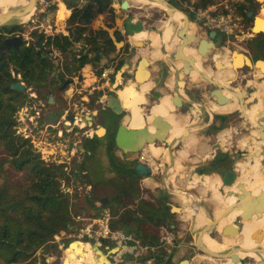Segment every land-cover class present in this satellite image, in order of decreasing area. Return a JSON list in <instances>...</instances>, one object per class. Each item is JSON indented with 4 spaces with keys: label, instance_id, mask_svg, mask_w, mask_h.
<instances>
[{
    "label": "trees",
    "instance_id": "1",
    "mask_svg": "<svg viewBox=\"0 0 264 264\" xmlns=\"http://www.w3.org/2000/svg\"><path fill=\"white\" fill-rule=\"evenodd\" d=\"M69 11L66 23L68 35L53 38L37 34L38 44L66 53L77 43L82 45L78 58L64 62L61 69L48 60L47 52L36 49L35 44L23 43L18 49H0V264H47L45 255L58 246L67 248L68 240L59 235L74 234L80 228L81 217L72 213L92 211L89 218L97 216L103 210L112 215L110 227L133 233L143 242L156 243V228L167 227L173 214L171 208L158 204L154 208L150 203L135 205L129 190L120 191L105 206L97 207L94 193L87 188L86 166L83 161H74V168L65 171V164L47 163L39 153L33 150L29 139L17 133L18 113L27 106L30 98L26 92L13 91L9 86L15 82L23 83L26 89L41 90L47 86L50 75L54 88L67 77L77 75L85 65L93 60L107 57L113 50V42L122 40V27L115 25V0H63ZM238 3L237 12L246 19L252 0ZM210 0H199V6L205 8ZM63 6V5H62ZM61 6V7H62ZM63 8V7H62ZM65 13L68 11L64 10ZM102 18L105 27L93 26L94 21ZM19 27L0 28V48L7 34ZM109 29H113L110 33ZM46 40V43H45ZM87 49L86 53H83ZM94 54V57H90ZM105 69L97 72L100 75ZM43 97V94H39ZM229 109V108H224ZM75 138L71 136L69 148ZM105 146L108 162L116 173L123 174L116 167L113 156V139L108 136L93 138L83 144L86 152H94ZM85 157H89L87 153ZM130 180L137 178L133 169ZM72 188L68 193L62 186ZM88 189V190H87ZM232 191V190H231ZM127 199V201H126ZM129 206H133L130 209ZM254 220V217L250 220ZM135 224V226H133ZM143 224H147L143 227ZM150 225L153 226L150 229ZM141 234V235H140ZM60 242L55 243L54 237ZM170 264V263H166Z\"/></svg>",
    "mask_w": 264,
    "mask_h": 264
},
{
    "label": "flooded vegetation",
    "instance_id": "2",
    "mask_svg": "<svg viewBox=\"0 0 264 264\" xmlns=\"http://www.w3.org/2000/svg\"><path fill=\"white\" fill-rule=\"evenodd\" d=\"M166 2L172 5L176 10H180L179 12L186 17L189 23L188 25L192 24V14L185 13V11L182 10V7L180 6L178 0H166ZM45 3L48 4L47 2ZM53 6H50V8H52ZM56 7L59 8L58 5H56ZM1 12L3 11L0 9V13ZM41 13L44 16L46 14L45 12ZM152 18L154 19V23L156 22L162 24L161 27L169 26L170 28H172V25L169 22L171 16L167 15L164 10L163 13L159 14L158 16L152 14ZM244 20L248 21L249 19H247L246 17V19ZM180 21L182 23V26H180V28H178V30L174 34V37H176L178 41L176 43H173V38L171 41L169 40L171 38L172 33L166 40H164L162 38L164 28L156 27V23L149 24L148 20H139L137 23H135L131 19L126 18V20L121 26L123 28L121 32L123 39L121 41H118L123 42V44L118 50L113 44V50L107 56L109 57L110 62L107 69H103L102 73L100 75H97V72L99 70H102L103 68V65L98 66V63L101 64V60L106 57H102L100 60L95 59L92 63L87 64L91 65V71L93 70L94 73L92 74L95 77L94 85L91 88L92 91L90 89H85L84 91L82 90V92L79 93V97L77 98L76 96L77 99L74 98L67 100L64 95L67 89L60 90V87L66 80H74L72 79L74 78V76L67 77L63 83L55 86L54 88L53 84L50 81L51 77L54 76V71L50 75L47 81V86L45 88H42L39 91L33 88H29L30 92H32L29 93V104L31 105L30 109L32 110L31 116L36 115V112H38V114L36 115L38 116L36 121L39 123V126H41L43 125L42 117L47 112L63 110L65 111V114H70L75 117V124H73V126L74 129L77 130V132L75 131L74 133H76L77 138H79V142L83 141L85 143L88 142V140H85V138H88L85 129L96 128L97 123L100 121L101 124L105 127L104 134L102 136H108L109 139H113L112 153L114 158L118 162L125 159V154L121 152L115 145V137L120 127L124 126V128L127 130L130 128L128 122L130 120L131 113L129 112V110H131V112H134V109L133 107L125 108V106L129 104L127 102L124 104L125 106L123 105V102H121L120 111H118L119 109H113L109 105L105 108L99 107L100 109H97L96 104L99 102L98 99H100L101 95L103 94L102 91L105 89V94L108 91H111L114 96L117 94L116 90H129L133 95L135 94L136 96H140L142 94V102L138 104V114H135L136 112H134V117L132 118L131 122H133L136 115H139L138 119H141L143 124H145V122L148 120L154 122L155 116H157L160 111L157 110V114H153L152 109L155 106H158L163 99L168 98L170 100L172 109L167 110L168 115L172 116L173 120L175 121L179 119H187L189 121L187 127L189 128L188 130L183 129L181 136H179L176 140L168 142L166 140L168 139L170 135V130L173 127L169 120L164 117H160L170 126V128H168L165 133V140H158L154 144V146L156 145V147H159L158 150L162 149L163 152H166L168 148H171L170 144H173L172 148L176 150L177 146L181 143V141L190 136L189 133L191 132V127H200L201 124L199 125V123L197 124L196 121H193V118L191 116L192 114L188 112L191 107H194L198 110L200 109V111L202 112V119L200 122L207 129L206 132L203 134V139H209L210 136L212 137L216 136L217 134H221V136H223V141L226 144L225 146H227L228 144H231L230 142L233 139L227 137L226 130L228 129L232 131V134L234 136H239L238 134L241 130V132H244L243 130H246L247 132L243 134L250 137L251 131L253 129V123H251L246 117L248 111L256 106L257 108L261 107L260 112H264V71H262L264 70V33L254 34L251 31V27H249L250 29L241 31L238 35H232L228 38L220 35L218 32L208 31L200 27L199 25H195V31L193 33L189 32V27H187V24L186 27L188 29L186 28L183 32H180L184 28L185 24L183 17L180 19ZM151 28L160 29V33H158L159 35H157V37L159 38L157 48H154L153 50L154 45L148 38L145 39L144 42H141V45L139 46L133 44L132 37L134 36V34L144 31L147 32V30H150V32H152ZM25 32L26 30L24 27L20 29H15L11 33L7 34V38L21 37L22 44H29L23 39V34ZM59 32L60 31L58 30H54V33H49L47 31L39 34H44L45 37L49 36L53 38L55 36L60 35ZM211 33H214L213 37H211ZM63 35L65 36V34ZM191 36L192 38L190 39ZM188 37L189 39H187ZM29 39L31 41L36 40V42L33 43L36 44L39 38L38 36H36V32H32L30 33ZM184 39L186 40L184 41ZM245 40L247 41L246 44L250 46L248 49L249 51L247 53H245V51H234L235 48H239L238 44ZM77 44L80 45V43ZM168 47L169 51L167 50ZM36 49L45 50V52H47L46 57L50 62H52V59H55V52H57L55 49H50L49 47L43 45L41 48ZM70 49L71 51L75 52L72 47ZM185 50H193L194 54L191 56L185 55ZM86 51L87 50H84L83 53H86ZM142 52L146 53L147 55L158 56L155 61H151V64L150 60L147 59V61L149 62L150 71V77L147 83L151 82V86L148 87L146 91L144 89V92H142L141 88L147 83L137 84L133 78L138 62L142 58V56H138V54ZM201 52H203L204 54ZM226 52L229 56H226ZM234 53H236L237 55L241 54L245 59L239 66L234 65ZM78 55L79 51L78 54H73L70 59L74 57L78 58ZM90 57H94V54H90ZM226 59L228 60L227 64L225 63ZM126 60L128 61L129 65L126 66L123 71V73L125 74L124 78L121 80V82L115 83L113 75L120 63H125ZM190 60H192L194 68L193 66L191 68L189 62ZM53 64L55 65V63ZM63 64L64 62L57 64L58 68L61 69ZM258 64H261L263 66V69H260ZM57 65H55V67ZM185 65H189L188 72H185ZM153 67L155 68V70H153ZM74 81H76V79ZM103 84H106L107 87L101 88ZM56 92L58 93V95L56 94ZM40 93L43 94V97L39 96ZM99 93L100 96L98 95ZM239 93H241L242 95ZM93 94L95 95V97L97 96V100L95 101L96 103L89 101L88 97L92 96ZM50 95L53 97L52 103H49L48 101ZM125 96L126 93L121 94V97L125 98ZM42 98L45 100L44 103L42 101ZM175 101H178L179 104H176ZM34 102H36L37 106L34 105ZM129 102H133L132 96L131 98H129ZM224 108L230 109L223 110ZM93 109H96L97 111H95L94 113ZM72 111L75 112L71 113ZM244 112L246 114H244ZM157 122L158 121H156V123ZM64 123L67 122L65 121V119L61 118L60 124L65 125ZM137 123H134L133 125ZM61 125L59 126V128H61ZM156 127H158V130H155V128L153 127L152 133L162 131V126L160 124H157ZM238 127H243V129H240ZM121 133L125 136V132L121 131ZM94 134V137L98 138L97 133ZM102 136L99 138H102ZM88 139L91 140L93 139V137ZM218 141L220 140L218 139ZM235 142L237 143V141ZM248 142L250 146V138ZM215 145L218 146L216 147ZM221 145L222 144H214L213 149L215 151L219 150V147H222ZM148 146L149 145L147 144L144 145L137 153H129L128 158L131 159V162L132 160H135L139 155H142L140 156L141 158L138 157L136 160H139L138 162H140V160L143 161L145 159L143 154L149 152ZM234 146H229V148H236L233 151L224 148L222 149V152H214L213 154H211L212 160H210V162H207L208 164L206 165H197L196 167H194L191 170L192 174L196 176H205L209 171H213L217 174L218 180L225 192L227 190L231 191L230 188L223 187L222 179L224 178L227 172H230L235 177V184L238 178L237 173L239 172V169L237 168L239 167V164H237L236 161L244 160L245 157H248V154L250 155V153H252L251 151L246 150L247 154H244L241 151L239 152L236 144ZM85 153L87 152L84 151V153H82L81 155L83 156ZM175 153L178 154L177 151ZM232 153L234 154L231 155ZM253 155L254 153L251 154V156ZM150 158L154 157H152L150 154ZM204 158H206V156ZM125 163L129 162L125 161ZM140 163L147 166L151 171V174L149 176L140 177L141 180L150 179L151 177H153V168L151 167V165L147 162ZM245 175H249L248 169L245 170ZM132 185L129 187L130 189L134 187H132ZM234 194L236 196V193ZM226 204L230 206L228 202H226ZM236 223L239 224L238 222Z\"/></svg>",
    "mask_w": 264,
    "mask_h": 264
},
{
    "label": "rangeland",
    "instance_id": "3",
    "mask_svg": "<svg viewBox=\"0 0 264 264\" xmlns=\"http://www.w3.org/2000/svg\"><path fill=\"white\" fill-rule=\"evenodd\" d=\"M63 0H36L35 2V9L34 11L29 14V16L26 18V20L24 22L23 25H18L16 27H20V28H25L26 32L23 34V39L25 40V42H28L29 44H33L34 42H36V40L31 41L30 38V33L32 32H36L37 34L42 33V32H52L54 33V30H58L60 31L59 34L63 35L65 34V36L68 35V28H67V23L66 20L68 18V16L70 15L69 11L65 8L63 2ZM116 1V0H115ZM166 1V0H164ZM45 2H47L49 5L48 7L45 6ZM120 2L121 1H116L114 4L115 10H116V18H115V25L118 27H121L123 22L126 20V18L131 19L133 22L137 23L139 20H148L149 24H155L154 23V19L152 18V14H155L156 16H158L159 14L163 13V10L157 8V7H153L150 4H142V3H138V2H134V1H130L129 4V8L125 11H121L120 10ZM178 2L180 3V6L182 7V10L185 11V13H190L189 9L192 8L194 10L197 9H203L202 7L199 6V0H178ZM246 2V0H210V3L207 4V6H211V5H223V6H227L234 14L238 15L241 19L242 16L240 14H238L237 12V5L238 3H243ZM54 5V6H53ZM56 5L59 6L56 7ZM63 5V6H62ZM50 6H53L52 8H50ZM63 8H62V7ZM205 6V8L207 7ZM64 10L68 11L67 13H65ZM158 9V10H157ZM43 10L42 12L45 13H50L51 14V20L49 22H46L45 20V16L42 15V13H40L39 11ZM180 11V10H179ZM252 11L254 14L252 16L251 19H249L248 21H245L244 19L241 21V24L243 26L247 25L248 27L252 28V24H253V19L257 16H264V0H252V2L250 3L249 7H248V12ZM178 13V12H177ZM180 16H182L181 13H179ZM160 17V16H159ZM173 18V15H171V18L169 20V22L171 21V19ZM162 19V18H161ZM181 18H179L180 20ZM163 20V19H162ZM192 24L188 25L189 23L187 22V27H189L188 31L189 32H194V27L195 25H198L196 22H194L193 18H192ZM147 23V22H146ZM147 23V24H148ZM157 26L156 27H161L162 24L160 23H156ZM170 24L172 25V30L170 32L171 38L169 39L170 41L173 38V43H176L178 40L176 37H174L175 32L178 30V28H180V26H182L181 21L180 22H170ZM194 24V25H193ZM100 25L102 27H105V24L103 22L102 18L97 19V21H94L93 26H97ZM161 28H165V27H161ZM152 29V28H151ZM259 31V30H258ZM256 31V32H258ZM109 32L112 33L113 29H109ZM162 32V31H161ZM63 33V34H62ZM145 33V34H144ZM158 33H160V29H152V32H150V30L144 31V32H138L139 38H132V40L136 41V42H144L145 39H150L152 44H158L159 43V38L157 37V35H159ZM189 34V33H188ZM150 35V36H148ZM123 39V38H122ZM156 39V40H154ZM131 40V39H130ZM155 41V42H154ZM246 40L241 42L239 45V48H235L234 51H245V53H247L249 50L248 44H246ZM82 48V45H74V47H72L74 51H71V49L68 50V52L66 53H58L55 52V59H52V62L55 63V65L60 64L62 62H67L70 60V58L73 56V54H78V51H80ZM90 46L86 47V50L89 49ZM154 48H157V45H154ZM167 50L169 51V47L167 48ZM138 56H142L143 58H146L150 61H155L158 56L157 55H147L146 53L142 52L139 53ZM157 56V57H156ZM226 56H229L226 52ZM234 56L236 57H242L243 56L237 55L236 53H234ZM227 59L225 60V63L227 64ZM109 57L104 58L103 60H101V64L98 63V66L103 65L106 69L109 66ZM241 64V62H239V64H237L238 66ZM128 61L126 60L125 63H120V65L117 67L113 77L115 79V83L121 82V80L124 78V69L126 66H128ZM58 66V65H57ZM123 66V67H122ZM97 67V66H96ZM121 68V69H120ZM98 69V68H97ZM94 73L93 70L91 71V65L86 67L85 70H81L77 72V75L74 76V78L72 79H76L77 76L79 75H83L84 77H87V75H91V73ZM121 75L118 82V75ZM71 79V78H69ZM80 84V83H79ZM77 86V87H75ZM74 88H76V92L75 95H73V97L71 99H77L79 97V93L82 92V90L79 88L78 84H74L73 86H68L66 89V91L68 90H74ZM142 88H148L147 85L142 86ZM126 91V90H125ZM125 91H119L116 90L117 94L114 96L112 95V93H110V95L113 97L114 101H112L111 98H107V102L109 103V106H111L113 109H116L118 111L121 110V94L125 93ZM106 90H103L102 93L105 94ZM26 93L29 96L30 92L29 89H27ZM56 94L58 95V93L56 92ZM100 96V93L98 94ZM77 96V98H76ZM97 97V96H96ZM95 97V95L93 94L92 96L88 97L89 101L96 103L95 101L97 100ZM30 98V96H29ZM43 99V98H42ZM67 100H69L67 98ZM44 103V99L42 100ZM38 104V102H37ZM104 105L106 104L103 103ZM34 105H36V102H34ZM30 104L27 103V106L24 108H27V114H32V110L30 109ZM37 106V105H36ZM96 108L100 109L103 105L97 103L96 104ZM100 107V108H99ZM165 107V103L162 102L158 105L155 106L154 108H157V110H159L161 113L163 112ZM125 108H127V106H125ZM253 109V108H252ZM250 110L251 112L253 110ZM258 109L261 110L260 107H258ZM89 110V109H88ZM94 113L95 111H97L96 109H93ZM129 110V109H128ZM90 111V110H89ZM75 111H72L71 113H74ZM129 112H131V110H129ZM134 112H136L135 114H138V111H136L134 109ZM134 112L133 113L134 115ZM188 112H190L193 118V121H196L197 124L199 123V125L202 123L200 122L202 119V112L200 111V109H196L194 107H191L190 110H188ZM161 113L157 114V116H159ZM19 114V113H18ZM147 114V113H146ZM139 115H136L135 119L133 120V122H128L130 127H135L137 126V124H139V122L143 123L141 121V119H138ZM167 120H169L170 123H172V127L173 129L178 128L179 130H188L189 127H187L189 121L187 119H179L177 121L173 120V117H165ZM255 118V117H254ZM255 121L257 122L256 118ZM138 122V123H137ZM134 123H137L135 125H133ZM112 124V123H111ZM191 127L190 129V133H189V137H187L186 139H183V141H181V143L177 146V149L175 150L174 148H172L173 144L171 145V148H168L167 152L171 157V161H169V163L163 161V159L156 157L154 158H150V154H152L153 152H160L161 150H158L159 147H156V145H149L148 148H151V153L146 152V154H143L144 156V160L140 161L142 163H148L151 165V167L153 168V177L150 178L148 183H145L140 177H137L135 179H133L132 181L130 180V175H128V172H132L134 169V165L139 161L136 160V162H131L129 164L125 163L124 161H117L116 163V167L117 169H119L123 174H119L116 173L115 170H113V168L111 167V165L108 162V155H107V150L105 148V146H101L100 148H98L97 150H95L94 152H92L91 157H85L82 156L81 154L83 152H81V149L83 147V144L85 142H79V138H77V136H75L73 133L77 130L74 129V132L72 134H67V135H62L63 138H65L66 140L71 139V136L75 138L73 144L77 143V145L80 146V148H78L77 153L74 155V157H71L69 155V141L67 142V147L66 149H64L65 154L61 151V143L59 141H57V132H58V127L57 128H50L48 130L49 132V136L50 139L49 141V145L50 147L47 148L48 151L49 149H54L53 151H49L48 154H54V158L56 159H62L64 161V163L67 164L68 170L73 169L74 168V161L75 160H80L84 162V165L86 166V163L88 162V170H89V175L86 174V183H87V187L88 185H91L90 190H88L89 192L92 190L94 194H98V195H103L105 194L104 198H106L107 200H109V204H110V200L116 196L120 191L123 190H129L130 186L132 184V190H129V193L132 194V200L134 201L135 205H139V206H144L145 202L146 203H150L151 205H153L154 208L158 207L159 201L161 200L162 196L164 197L163 193L166 192V189L170 190L173 192V197H172V201L170 202L171 204H173L174 206H179L182 209V213L181 215H177V214H173L174 216L172 217V219L167 222V224L165 226H173L174 228H171L172 231L174 233H177V236L180 238L179 239V247L175 248V250L172 252L170 258L175 259L174 262L176 264H178L181 261L187 260L191 263H196V264H224L225 260H215L212 258H208L206 256H203L202 254L199 253V251L194 247L193 245V240L192 237L195 233H197L201 227H199L197 230L193 228V219L195 215H191V212L187 211V207L185 205V199L184 196H182V194H179L178 192H183L187 195H189V206L191 203V197L200 199L202 202L201 204V210L199 213L205 215L206 217H216L218 216L221 212H226V209L229 207L228 205H226V198L227 196L222 195L219 192V188H222L217 174L213 171H209L205 176H196L192 174V169L194 167H196L197 165H206L208 164L207 162H210L211 159V154H213L214 152H222V149L227 148L228 150H235L236 148H229V146H234L235 144L237 145V143L235 141H238L239 136H234L232 134L231 130H226L227 131V137L229 138H233L231 140V144H228L227 146H225V142L223 141V136H221V134H217L216 136H210L209 139L208 138H204L203 139V134L206 132V128L202 125V127ZM19 126V125H18ZM27 126L29 128H27ZM31 128L30 122L28 121V118L24 117V121L23 123L20 124V130L22 132L26 131L27 133L29 132L28 130ZM98 130H102V134H104V128H102L101 126V122L99 121L97 123V127L96 128H86L85 131L88 134H91L92 137L94 138V133H97ZM153 131V128L151 129V132ZM244 131V130H243ZM246 131V130H245ZM247 132V131H246ZM244 132V133H246ZM252 133V131H251ZM70 136V137H69ZM38 137V134H37ZM103 137V136H102ZM218 139L220 141H218ZM85 140H89L88 138H85ZM254 140V139H253ZM192 141V144H189V142ZM244 143V144H243ZM242 144L244 146L243 150H249L252 152V146H255L254 143L255 141L249 146V144L243 142ZM73 144L71 146V148L73 147ZM214 144H222V147H219V150H214L213 149V145ZM116 145V143H115ZM33 147V146H32ZM235 147V146H234ZM153 148V150H152ZM33 150H35L33 148ZM178 152V154H176L175 152ZM162 152V151H161ZM47 154V153H46ZM234 153H232L231 155H233ZM139 155V154H138ZM251 155V153H250ZM53 156V155H52ZM50 156L49 157V162H52L53 157ZM142 155H139L138 157H140ZM206 156V158H204ZM208 156V157H207ZM137 157V158H138ZM136 158V159H137ZM141 158V157H140ZM252 158V156H248L245 157L244 160H237L236 163L239 164V167H237L239 169L238 174V178H237V184L235 185V188H237L238 185L244 184L246 183L247 185H249L252 189H254V191L258 190V188H260L261 186L264 188V182L259 183V185L256 186H252L251 182H255L254 178H252L251 180L249 179V175L250 172L249 170L252 169L251 165H250V161L254 162V158ZM149 161V162H148ZM260 162V160H259ZM260 164V163H259ZM256 165V164H255ZM187 167V168H186ZM255 167V166H254ZM186 168V170H185ZM248 169V173L249 175H245V170ZM244 170V171H243ZM262 172H264V168L261 165H258V167L256 168V174L258 175V179L259 177L261 178V174ZM245 175V176H243ZM103 177V178H102ZM192 177H207L208 179L204 178V182L202 183L201 181H197L192 183L191 178ZM94 179L96 180H102V184H95L93 182H95ZM213 182H219V186L218 188H214L212 185ZM174 183V184H173ZM116 185V186H115ZM162 188V191H164L163 193H161L162 191H160V188ZM72 190V188H71ZM233 192V191H232ZM214 195H216V199L214 198ZM127 201V199H126ZM107 204V203H106ZM98 207L100 206L99 203H97ZM199 205V204H198ZM130 209H133V206H129ZM191 211V210H190ZM91 212V211H87ZM72 213L75 215H78L80 217L86 218V219H95L97 217H99V215L101 214V212L92 218H89V216L91 214H87V213H83V211L78 212V210L76 208L72 209ZM239 214V213H238ZM264 217V213L262 214ZM112 216V215H111ZM198 219V218H197ZM255 219V216H254ZM87 222V220L85 221H80L78 224L80 225V228L85 225ZM237 225V223H235ZM251 229V231H253L255 228L252 225H248ZM167 228V227H164ZM160 229L161 228H156V236L158 237L159 233H160ZM264 230V227H263ZM77 232V231H76ZM76 232L70 236H64L63 238H66L68 240V247L71 246V244L76 242L75 239V234ZM220 230L218 231V229H212V233H211V237L216 239V240H221L222 238L220 237L219 234ZM211 238V239H212ZM54 242L58 243L60 242V237L59 236H55L54 237ZM220 242V241H219ZM249 245V244H247ZM67 248L63 249V247L60 245L58 246V251L60 253L57 254V252H55V249L49 251L48 254L45 255V260L46 263L48 264H61L60 261V257L63 255V253H61L62 251L66 250ZM134 258V257H133ZM48 260V261H47ZM162 262L164 263H170L173 264L170 260H165L163 259ZM63 263H67V260L64 261ZM62 263V264H63ZM242 264H258L256 261L254 260H250V259H246L242 262Z\"/></svg>",
    "mask_w": 264,
    "mask_h": 264
},
{
    "label": "water",
    "instance_id": "4",
    "mask_svg": "<svg viewBox=\"0 0 264 264\" xmlns=\"http://www.w3.org/2000/svg\"><path fill=\"white\" fill-rule=\"evenodd\" d=\"M118 1V0H116ZM120 2V10L121 11H125L129 8L130 1H134V2H147L148 4L151 3H156L159 6H161L165 13L169 16H171L173 13H180L178 10H176L172 5H170L169 3H167L164 0H119ZM35 2L36 0H28L26 5L16 14H12L8 11H3L0 13V28H4V27H14V26H18V25H23L26 22H23V18L28 16L29 13H31V11L33 12L35 9ZM253 16L252 12H248L246 17L247 19H251ZM182 17L184 18L185 24H184V28L183 30H181L180 32H183L186 29V24H187V19L186 17L182 14ZM253 24H254V19H253ZM252 24V27H253ZM251 31L253 32V28H251ZM179 32V33H180ZM254 33V32H253ZM264 32H258V33H254V34H262ZM214 36V33H211V37ZM133 44H135L136 46L141 45V42H136L134 40H132ZM114 46L117 48V50L122 46L123 42H113ZM22 45V38L21 37H13V38H7L6 40H4L2 46H1V50H8L10 48H14V49H18L20 46ZM212 45V44H210ZM36 48H41L42 45L36 43L35 44ZM203 53V52H201ZM204 54V53H203ZM242 58V57H241ZM243 60H245L244 58H242V62ZM190 65L191 68L193 66L192 60L190 61ZM149 62L147 61L146 58H141L138 62V65L136 67V70L134 72V81L137 84H145L148 82L149 77H150V73H149ZM185 72H188L189 70V65H185ZM194 68V66H193ZM121 76V75H120ZM75 84L74 80H66L63 85L60 87V90H65L68 86H73ZM9 88L13 91L19 92V93H24L27 91L26 86L23 83H19V82H15L13 84H11L9 86ZM49 103L53 102V97L50 95L49 98ZM117 104V103H116ZM261 116V119H264V112L261 111V114L259 115ZM61 118L65 119V121L67 123L70 124H75V117L73 115L70 114H65V111L63 110H59V111H51V112H47L43 117H42V121L43 124L50 126V127H54L57 128L59 127L61 124ZM156 121H158L156 123ZM157 124H160L162 126V131L160 132H151V129L154 127H156ZM255 127V129L257 130L259 136L261 137L262 141H263V145L260 147L261 149H259L258 151L255 152V154L253 155L254 159L260 160V163L262 165V167L264 168V121L260 122V126H255L252 125V128ZM169 128V124L167 122H165L163 119H161L159 116H155L154 118V122H151L150 120L146 121L145 124H143V127L141 129H137V130H127L124 127H120L118 130V133L115 137V141H116V146L117 148L123 152L125 154V157L127 158L129 153H137L144 145H154L155 142H157L158 140L160 141H164L165 139V133L167 131V129ZM61 129L65 130L67 129L66 125H61ZM100 131V130H99ZM102 131V130H101ZM121 131L125 132V136L121 133ZM103 134L101 132V134L97 133L98 138L101 137ZM249 141V138L247 139V142ZM216 147L218 145H215ZM244 154H247V151L243 152ZM248 156L250 157L251 155L248 154ZM132 162H136L135 160H132ZM134 171L136 173V175L138 177H147L151 174L150 169L141 164L140 162H137L135 167H134ZM201 174V173H199ZM230 178L228 181H225V178ZM234 181H235V177L232 173L227 172L224 176V178L222 179V185L223 187L226 188H231L234 185ZM239 192H241L240 194H237L235 196V194L233 192H231L230 190H227L225 192V190L223 188L219 189V192L221 194H224L227 197H235L237 202H241V206L238 208L237 212H239V214L232 220V222L230 224H227L225 226L222 227V229L220 230L219 234L221 238H235L237 236H239L242 233V229H243V222L245 220H249L251 219L253 216H257V215H262L264 213V190H262L261 192H259L256 196L250 194L249 192L245 191L244 189H242V187H238ZM166 192L168 193H172V191L166 189ZM179 194H182L184 196L185 199V205L187 207H189V195L183 193V192H178ZM97 202L99 203L100 206H105L107 203V199L106 198H100L97 199ZM172 214H180L181 213V208L177 207V206H171V211ZM230 214H224L221 213L220 215L216 216V217H206L205 215L202 214L203 216V223L204 224H210L213 226V228L217 229L218 225L222 223V220L226 217H228ZM236 222H238L239 224H235ZM199 227H202V225H199L196 221V217H194L193 219V228L194 229H198ZM212 231L210 232L209 235H211ZM59 235L61 237L66 236L65 232H60ZM193 240V245L194 247L199 251L200 254H202L203 256H206L208 258H212L215 260H226V255L229 251H235L237 253L240 254H249L252 253L254 255H256L259 258V261L257 262L258 264H264V248L259 246V244H262L263 240H264V230L263 228H261L258 233L257 236L255 238H253V242H256L255 244H251V245H239V246H234V247H230L227 248L225 250L222 251H218V252H213L208 250L207 248L203 247V245L201 244L199 238H198V232L195 233L192 237ZM249 259V258H247ZM252 260V259H250ZM65 261V260H64ZM244 260L240 261L239 264H242ZM230 262L232 264H237L235 260H233V258L230 259ZM178 264H196V263H191L187 260L181 261Z\"/></svg>",
    "mask_w": 264,
    "mask_h": 264
},
{
    "label": "built area",
    "instance_id": "5",
    "mask_svg": "<svg viewBox=\"0 0 264 264\" xmlns=\"http://www.w3.org/2000/svg\"><path fill=\"white\" fill-rule=\"evenodd\" d=\"M239 1V0H238ZM47 7L48 4L45 3ZM43 10H40L41 13ZM192 14L194 22H196L200 27L211 31L218 32L220 35L225 37H230L232 35H238L241 31L250 29L248 26H243L241 24V18L234 14L227 6L223 5H211L203 9L194 10L189 9ZM46 22L51 20V14H45ZM38 112H36V115ZM36 115L27 114V108L21 109L18 114L17 133L23 138L29 139L33 148L37 153L40 154L41 159L45 162H49V157L52 156L53 160L50 163L54 164H65L62 159H56L54 154H48L47 148L49 145V132L50 127L45 124L39 126L36 121ZM24 117L28 118L31 128L22 132L20 124L23 123ZM67 129L62 130L58 127L57 136L63 138L62 135L72 134L74 132V126L70 123H64ZM27 128H29L27 126ZM38 134V137H37ZM76 136V133H73ZM88 138H91V134H86ZM78 151L77 143L73 144V147L69 151V155L74 157ZM47 153V154H46ZM65 154V153H64ZM142 161V160H140ZM66 172H69L68 167L65 168ZM63 190L71 193L70 187L62 186ZM90 190V186L87 187ZM112 216L108 210H103L99 217L95 219H87L85 225L78 229L75 234L76 242H86L89 246L95 248L96 250L109 255V258L116 264L122 263L127 257H142L150 260H154L156 257L165 259L166 261L170 259L172 252L175 248L179 247V237L177 233L172 230L165 229L160 231L156 243L150 244L143 242L140 238L134 236L133 234L124 232L122 230L112 229L110 227V222Z\"/></svg>",
    "mask_w": 264,
    "mask_h": 264
},
{
    "label": "bare ground",
    "instance_id": "6",
    "mask_svg": "<svg viewBox=\"0 0 264 264\" xmlns=\"http://www.w3.org/2000/svg\"><path fill=\"white\" fill-rule=\"evenodd\" d=\"M27 1L28 0H0V9L2 10V11H8V12H10V13H12V14H14V15H16L25 5H26V3H27ZM138 3H142V2H138ZM142 4H148L147 2H143ZM151 6H153V7H157V8H159V9H161V10H164L161 6H159L158 4H156V3H151L150 4ZM158 10V9H157ZM30 14V13H29ZM173 15V18L171 19V21L170 22H180V20H179V18H182V16H180V14L179 13H173L172 14ZM29 16V15H28ZM28 16H26V17H24L23 18V22L26 20V18L28 17ZM183 21V20H182ZM188 22V21H187ZM168 25V24H167ZM253 32L254 33H258V32H264V16H262V15H260V16H257V17H255L254 18V24H253ZM171 30V28L169 27V26H167V27H165L164 28V33H163V39L164 40H166L168 37H169V35H170V31ZM183 30V29H182ZM259 30V31H258ZM256 31H258V32H256ZM179 33V32H178ZM145 34V33H144ZM132 38H139V35H138V33H136V34H134V36L132 37ZM192 38V36L190 37V39ZM187 39H189V37L187 38ZM205 39V38H204ZM154 40H156V39H154ZM186 39H184V41H185ZM155 42V41H154ZM186 42H188V41H186ZM183 44V43H182ZM181 44V45H182ZM153 45H157V44H153ZM143 51V50H142ZM146 52V51H145ZM184 54L185 55H188V56H191V55H193L194 54V52H193V50H185V52H184ZM183 54V55H184ZM208 55V54H207ZM183 57V56H182ZM177 59V58H176ZM191 61V60H190ZM189 61V62H190ZM194 61V60H193ZM239 62H241L242 63V58L241 57H236V56H234V65L235 66H238L237 64H239ZM258 66H259V68L260 69H263V66L261 65V64H258ZM184 69V68H183ZM199 70V69H198ZM197 70V71H198ZM194 71H195V69H194ZM262 71H264V70H262ZM194 76V75H193ZM256 76V75H255ZM259 76V75H258ZM262 76V75H261ZM195 77V76H194ZM202 77V76H201ZM203 77H204V75H203ZM205 77H207V76H205ZM119 78H120V74L118 75V79H117V82H118V80H119ZM210 80V79H209ZM82 81H83V75H79V76H77L76 77V81H75V83H77V84H79V83H82ZM214 83V82H213ZM216 83V82H215ZM218 84V83H217ZM223 85H224V83H223ZM225 87V86H224ZM227 89V88H226ZM264 91V90H263ZM233 92V91H232ZM220 93V92H219ZM242 93V92H241ZM241 93H239V94H241ZM242 95V94H241ZM239 96V95H238ZM243 96H244V92H243ZM178 97V96H177ZM239 98V97H238ZM263 98V97H262ZM241 99V98H240ZM248 100V99H247ZM242 101V100H241ZM163 102L165 103V107H164V110H163V112L159 115V117H170V118H172V116H169L168 115V113H167V110H171L172 109V105H171V102H170V100L168 99V98H165V99H163ZM175 103L176 104H179V102L178 101H175ZM242 108H243V106H242ZM261 108V107H260ZM230 109V108H229ZM229 109H223V110H229ZM232 109V108H231ZM116 110V109H115ZM243 110V109H242ZM253 111L251 112L250 110L248 111V113H247V115H246V117H247V119L251 122V123H253V124H255L256 123V121H255V118H256V120H257V116H259L260 115V109H258L256 106L255 107H253V109H252ZM152 113L153 114H157V109L156 108H153L152 109ZM244 114H246L245 112H244ZM245 116V115H244ZM255 117V118H254ZM261 117V116H260ZM247 120V121H248ZM172 124V123H171ZM252 124V125H253ZM256 125V124H255ZM143 126V123H141V122H139V124H137V126H135L134 128H136V127H142ZM169 128H170V126H169ZM242 131V130H241ZM245 131V130H244ZM183 132V130H179L178 128H175V129H173V128H171V130H170V135H169V137H168V139L166 140V141H168V142H172V141H174V140H176L179 136H181V133ZM253 132V131H252ZM185 134V133H184ZM184 136V135H183ZM248 137V136H247ZM250 138V137H249ZM165 140V139H164ZM189 144H192V141L191 142H189ZM152 150H153V148H152ZM148 151L151 153V148L149 147L148 148ZM162 151V152H161ZM161 151L160 152H153L152 154H151V156L152 157H154V158H156V157H159V158H161V159H163V161H165V162H167V163H169V161H171L170 159H171V157H170V155L168 154V152L166 151V152H163V150L161 149ZM216 154V153H215ZM251 159V158H250ZM252 161V160H251ZM250 161V162H251ZM259 160H258V162L256 163V165H255V168H257L258 167V165H259ZM187 168V167H186ZM186 168H185V170H186ZM203 173V172H202ZM203 176V175H202ZM199 178H203V177H199ZM204 178H206V179H208L207 177H204ZM260 178V177H259ZM230 178H225V181H228ZM260 180H261V178H260ZM261 182H263V180H261ZM219 182H213L212 184V186L214 187V188H218V186H219V184H218ZM174 184V183H173ZM237 184V182L234 184V186L232 187V188H230L234 193H236V188H235V185ZM238 187H242V189H244L245 191H249L251 194H253V195H256V194H258L259 192H261L262 190H264V188L261 186L260 188H258V190H256V191H254L249 185H247L246 183H244V184H241V185H238L237 186V188ZM197 198H194V197H191V203H190V206H189V208H187V211L188 212H191V215L193 214V215H195L194 217H196V221H198L199 223H202L203 222V216H202V214L201 213H199L200 212V207H199V205H198V202H197V200H196ZM234 200H235V197H231L230 198V200H228V202L230 203V206L226 209V212H221V213H224V214H230L228 217H226V218H224L223 220H222V223L221 224H219L218 225V227H217V229H218V231L219 230H221L222 229V227L223 226H225V225H227V224H230L231 222H232V220L236 217V215H238V213L239 212H237V210L236 211H234L235 209H238L239 208V206L234 202ZM191 210V211H190ZM220 213V214H221ZM219 214V215H220ZM198 218V219H197ZM245 221H248L246 224H247V226L248 225H252L253 224V227L255 228L253 231H251V229H247L244 225H243V229H242V233L239 235V236H237V237H235V238H222L221 240H216V239H214V238H212L209 234H210V232L211 231H208V232H204L203 234H202V236H201V239L199 238V235H198V238H199V240H200V242H201V244L203 245V247H205V248H207L208 250H210V251H213V252H218V251H222V250H225V249H227V248H230V247H234V246H239V245H241V244H243V245H247V244H249V245H251V244H255L256 242H253V238H255L256 236H257V233H258V231L261 229V228H263L264 227V217H263V215H257V216H255V219L254 220H252V221H249V220H245ZM212 238V239H211ZM220 241V242H219ZM258 245L259 246H261V247H263L264 248V240H263V242H262V244H259L258 243ZM255 256V257H254ZM231 258H233V260H235L236 261V263L237 264H239V262L240 261H242V260H246L247 258H249V259H252V260H254V261H256L257 262V260H259V258L256 256V255H254V254H252V253H249V254H240V253H237V252H235L234 250L232 251H229L228 253H227V255H226V260H225V263L224 264H232L231 262H230V259ZM87 262V261H86ZM87 264V263H86Z\"/></svg>",
    "mask_w": 264,
    "mask_h": 264
},
{
    "label": "crops",
    "instance_id": "7",
    "mask_svg": "<svg viewBox=\"0 0 264 264\" xmlns=\"http://www.w3.org/2000/svg\"><path fill=\"white\" fill-rule=\"evenodd\" d=\"M150 64H151V61H150ZM88 66H90V65H87V66H85L82 70L84 71L85 70V68L86 67H88ZM151 66V65H150ZM148 70H149V68H148ZM153 70H155V68L153 67ZM150 72V71H149ZM153 72H155V71H153ZM91 73V72H90ZM94 82H95V77L93 76V74L91 73V75H87V77H84L83 76V81H82V83H80V84H78L79 85V88L81 89V90H85V89H87V90H91V88L93 87V85H94ZM145 85H147L148 87H150L151 86V82H149V83H147V84H145ZM75 87H77V86H75ZM102 87H107L106 86V84H103V86H101V88ZM142 89V92H144L143 90L145 89V91L147 90V88H141ZM106 90V89H105ZM92 91V90H91ZM75 92H76V88H74V90H68V91H66V93L64 94L65 95V98L67 99H71L72 97H73V95H75ZM110 93H112L111 91H108L106 94H102L101 95V97H100V99H98L99 100V104H101V105H103L101 108H105L106 106H108L109 105V103L107 102V98L109 99V98H111L112 99V101L113 102H115L114 101V99H113V97L110 95ZM125 93H126V96H125V98H123V97H120L121 98V100H122V102H123V105L127 102V103H129L128 105H127V108L129 107H133V109H135L136 111H138V104H140L141 102H142V94L140 95V96H136L135 94L133 95L132 93H131V91H129V90H126L125 91ZM112 95H113V93H112ZM131 96L133 97V102L132 103H130L129 102V98H131ZM106 102V104L104 105L103 103H105ZM116 103V102H115ZM125 106V105H124ZM131 113V112H130ZM260 114H261V112H260ZM134 116H133V113H131V117H130V120H129V122H131V120H132V118H133ZM263 122L264 121V119H261L260 118V116H257V122L254 124L255 126H260V122ZM101 126H102V128H105L102 124H101ZM122 127H124V126H122ZM143 127V126H142ZM142 127H136V128H134V127H130L128 130H137V129H141ZM238 128H240V129H243V127H238ZM158 130V127H155V130ZM236 130H238V129H236ZM252 133H251V135H250V139H251V144L255 141V143H254V145L255 146H252V153L251 154H255V152L256 151H258L259 149H261L260 147L263 145V141H262V139H261V137L259 136V134H258V132H257V130L255 129V127H253V129H252ZM101 130L99 131L98 130V134H101ZM244 132H246V131H244ZM244 132H241L240 131V133L238 134L239 135V138H238V141H237V147H238V150H239V152L241 151V152H244V150H243V147L242 146H244L243 144V142H245V143H247V144H249V142H247V139L249 138V137H247L246 135H244L243 133ZM70 137V136H69ZM50 139V138H49ZM254 139V140H253ZM70 140V139H69ZM69 140H66L65 138H59L58 136H57V141H59L60 143H61V145H60V147H61V151L63 152V153H65V151H64V149H66V147H67V142L69 141ZM243 143V144H242ZM78 148H80V146L78 145ZM54 149H50V151H53ZM84 151H86V149H84L83 150V147H82V149H81V152H83L84 153ZM245 152H246V150H245ZM87 155L89 156V157H91V155H92V153L91 152H87ZM84 156V155H83ZM117 156H118V154H117ZM88 157V158H89ZM252 158H253V156H252ZM251 158V159H252ZM254 160V162H250V165H251V167H252V169L251 170H249V172H250V175H249V179L251 180L252 178H254V180H255V182L253 183V182H251L250 181V183L252 184V186L254 187V186H256V185H259V183H260V181L261 180H263V182H264V172H262V174H261V180H260V178L258 179V175L255 173L256 172V168L254 167L255 166V164L258 162V160L257 159H253ZM77 162L78 161H80V160H76ZM121 161H126V162H131V159H129L128 158V156H127V158L125 157V159L124 160H121ZM129 163H127V164H129ZM260 165V168H261V163L259 164ZM88 168V162L86 163V174H88V176H90L89 175V170L87 169ZM103 178V177H102ZM93 180L95 181V182H93V183H95V184H97V185H99V184H102V183H99V182H102V180L103 179H101L100 181L99 180H96V179H94L93 178ZM149 180L150 179H145L144 180V182L145 183H148L149 182ZM191 181H192V183H194V182H197V181H201L202 183L204 182V178H196V177H192L191 178ZM88 186H91V185H88ZM116 186V185H115ZM91 188V187H90ZM254 190V189H253ZM160 191H162V188H160ZM164 191H162L161 193H163ZM247 192H249V191H247ZM241 192H239V190L237 189L236 190V195L237 194H240ZM250 193V192H249ZM251 194V193H250ZM105 194H103V195H98L97 193L96 194H94V197L96 198V201H95V205L98 207V205H97V199H100V198H104L105 196H104ZM163 195H164V197L162 196V198H161V200H160V203H162V204H164L165 206H167V207H169V208H171V206H173V204H171L170 202L172 201V197H173V195L174 194H172V193H168V192H164L163 193ZM253 195V194H252ZM257 195V194H256ZM256 195H254V196H256ZM115 197V196H114ZM113 197V198H114ZM214 198L216 199V195H214ZM230 198L231 197H227L226 199V202H228V200H230ZM197 200V202H198V204H199V207H200V210H201V200L200 199H196ZM109 202V200H107V203ZM234 202L240 207L241 206V202H237L236 201V198H235V200H234ZM229 203V202H228ZM227 205V204H226ZM229 205H230V203H229ZM156 208H158V207H156ZM182 209L183 208H181V213H182ZM236 210H238V209H235L234 211H236ZM171 211V210H170ZM83 213H87V212H83ZM181 213L180 214H177V215H181ZM88 215L89 214H93V212L91 211V212H88L87 213ZM172 214V213H171ZM174 216V215H173ZM237 216V215H236ZM254 217V216H253ZM252 217V218H253ZM251 218V219H252ZM251 219H249V221L251 220ZM85 220H87L86 218H83V217H81V221H85ZM248 221H244L243 222V225L247 228V229H250V227L249 226H247V223ZM197 223L199 224V225H202V227H201V229L198 231V235H199V238L201 239V236H202V234L206 231V232H208V231H212V229H213V226L212 225H210V224H204L203 222L202 223H199L198 221H197ZM147 224H143L142 226L143 227H145ZM133 226H135V224H133ZM171 226V225H170ZM153 228V226L152 225H150V229H152ZM171 228H174L173 226H171ZM166 228H164V227H161V229H160V231H162V230H165ZM172 230V229H171ZM125 232V231H124ZM130 234H133V233H130ZM134 235V234H133ZM141 235V234H140ZM135 236V235H134ZM137 237V236H136ZM157 237V236H156ZM139 238V237H138ZM141 239V238H140ZM61 253H63V255L60 257V261H61V264L64 262V260L66 261L67 260V263H63V264H116V263H114L110 258H109V255H107V254H105V253H102V252H100V251H98V250H96L95 248H93V247H91V246H89L86 242H84V241H82V242H75V243H73V244H71V246L70 247H68L66 250H64V251H62ZM255 257V256H254ZM173 264H176L175 262H174V260L175 259H173V258H170L169 259ZM46 261V260H45ZM48 261V260H47ZM87 261V262H86ZM259 260H257V262H258ZM167 263V262H166ZM165 262L163 263L162 262V259L161 258H158V257H156L154 260H150V259H147V258H142V257H138V258H133V257H127L122 263H119V264H166ZM48 264V263H47Z\"/></svg>",
    "mask_w": 264,
    "mask_h": 264
}]
</instances>
